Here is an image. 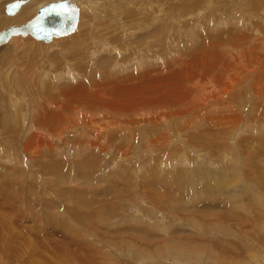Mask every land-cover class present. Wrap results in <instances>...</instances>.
<instances>
[{"label": "rangeland", "instance_id": "374dc122", "mask_svg": "<svg viewBox=\"0 0 264 264\" xmlns=\"http://www.w3.org/2000/svg\"><path fill=\"white\" fill-rule=\"evenodd\" d=\"M10 1L0 0V30L26 22L40 5L52 0H31L16 16L9 17L4 10ZM82 4H89V10L83 12L87 19L81 12L78 29L58 41L56 38L55 44H41L44 50L31 51L30 45L24 47V42L19 46L21 49L13 42L0 45V264H264L261 225L264 217L258 213L264 209V195H256L257 198L244 195L239 204L230 195L234 188L236 192L240 190L244 178L253 185L249 186L253 187L252 192L257 186L254 184L263 185L264 116L251 115L250 119L245 116L248 111H244L237 131L229 138L222 124L206 122L212 117L227 116L225 109L205 107L204 115L197 119L182 113L191 108L195 111L203 104L199 101L203 96L193 98L191 91L201 92L214 86L215 78L219 79L213 71L212 58L205 64L199 62L206 58L201 55L206 44L219 36L215 32L228 29L223 24L231 17L240 19V24L233 25L242 27L232 33L243 32L246 27L247 31L259 25L264 28L260 18L264 3L257 7L240 0H81ZM24 8L29 12L25 20L1 25L3 17L15 19ZM80 24L88 40H80L83 45L75 48L72 42L76 39L72 37L77 35ZM233 35L221 34L219 41L225 42ZM237 51L247 55L250 63L257 59L258 51ZM198 55L200 59L196 58ZM187 72L196 76L185 82L183 88L188 94L177 100L181 103L180 109L176 107L181 110L180 115L175 120L168 116L160 121L164 126L168 124L170 130L151 133L136 122L130 128L125 126L120 134L110 130L113 136L106 138L93 136L89 140L83 127L80 130L83 134L67 130L61 137L53 136L55 127L63 128L64 122L51 123L53 115L47 116L45 111H53L54 106L47 105L42 94L49 93L56 84L61 89L75 88L77 83L100 88L96 89L98 92H89L91 99L81 101L79 106L75 104L76 113L70 112L66 123H88L102 118L117 122L116 108L128 105H103L102 100L121 102L128 95L121 97L116 95L118 92L138 93L140 88H122L125 79L132 85L129 74H142L135 81L141 84L144 76L169 82V76L176 73L183 76ZM229 84L230 80L226 79L224 87H220L228 88ZM54 94L60 92H54L51 100L55 99ZM187 96L189 103L184 104ZM251 102L246 101V110ZM226 110L232 112L233 108ZM131 112L123 111L119 116L123 119L124 114ZM153 112L152 117H157L164 110ZM38 114L44 118L36 119ZM24 117L44 121L39 125L41 131L38 127L29 131L21 120ZM133 118L140 117L130 119ZM160 122L150 123L148 127ZM53 124L56 126L51 127ZM164 131L178 133H172L168 137L171 142L166 143ZM125 132L129 135H124ZM38 133L40 139L54 142L55 146L36 147L28 153L20 149L18 137L24 134L28 145L36 141L32 136ZM125 136H131L129 150L123 146L127 141L120 139ZM158 136L163 140L159 141ZM226 139L230 140L234 151L231 152L238 155V161L230 151H222ZM247 150L251 155L254 153L248 159ZM8 151L15 152L18 160L7 158ZM74 167L77 171L73 173ZM182 168L187 171L184 175L177 173ZM214 170H222L217 175L233 171L242 174L232 183L228 175L226 187L212 192L204 186L209 181L207 178L216 176ZM244 204L250 206L258 221L253 218L254 223L249 222ZM70 229L79 231L77 236Z\"/></svg>", "mask_w": 264, "mask_h": 264}, {"label": "bare ground", "instance_id": "6f19581e", "mask_svg": "<svg viewBox=\"0 0 264 264\" xmlns=\"http://www.w3.org/2000/svg\"><path fill=\"white\" fill-rule=\"evenodd\" d=\"M30 1L31 0H25L20 5V7L18 8V10L15 11L14 13H8V12H6V9L4 11H5V13L9 17L10 16H16L19 13L18 11L20 10V8L24 4H26V3L30 2ZM74 1L77 3V5L79 7V19H78V24H77L76 28L73 31H70V32H67V33H64V34H60V35H54L50 40L37 38L34 35H32L31 33H27L25 35H22V34H12L5 42L0 43V45L5 46L4 44H6L8 42H13L15 44V46L17 48H19L20 44H22L24 42V44H25L24 47L30 45L29 47H30L31 51L39 50V49L44 50L42 47L40 48L41 44H45V43L46 44H50L51 42L53 44L54 42L60 40L59 38H61L63 36L71 35L79 27V22H80V19H81V12L83 13V12L89 10L88 9L89 4H86V6H85V4H82L81 5V0H74ZM240 2L241 3L253 4V5H256L257 7H259V3L262 5L264 3V0H240ZM46 3H48V2H46ZM46 3H44V4H46ZM44 4H42V5H44ZM5 8H6V6H5ZM25 8L21 11L20 15L17 18H15V19H7V18H4L3 17L1 19V25H6V24H9V23H11L13 21L19 22V21L25 20L26 17L28 16V14H29V12ZM260 10H261V8H260ZM37 11H38V9H37ZM261 11H263V12H260V15H261L260 18H262L263 19V22H264V6H263V10H261ZM84 16H85L84 19H87V15L84 14ZM82 17H83V15H82ZM23 18H25V19H23ZM246 18H248V17H246ZM228 19L230 20V21L227 20L229 22H227L225 20L226 21L225 22L226 24H223L222 23L228 29H226L224 31L222 30L221 32H215V34H217L219 36H217L215 38L213 36L212 37V38H214L213 41H210L208 44H206V47H204V50H203V54H201L202 56L205 55L206 58L204 60H200V61L197 60V61L201 62L202 64H205L207 61H211L209 59L212 58V60L215 63V68H214L213 71L214 72L216 71L218 73L216 76H218L219 79L216 80V78L214 77L215 78V80H214V86H211L210 88H206V89L203 88L201 90V92H197V91H193L192 92L191 91V93L194 94L193 95V98L196 97L197 95L198 96H200V95L203 96L202 99L199 100L203 104H202V106L199 105V107L195 111H193V109L191 108V109H188V110H183L182 113L187 114L191 119H194V118L197 119L199 117L201 118V116L204 115V113L206 111L205 110V107L208 108V110H214V109H216L217 106H219L221 110L222 109H225L224 113H228L227 116H224V117L219 116V117H217L219 119H216V118L212 117V118L206 119V122H210V125H214V124H218V123L220 125L222 124L223 125V129L225 131H227L226 132L227 137L230 138V136L233 135V131H235V129L239 126V121H241L244 118V111L245 112L248 111L245 116L246 117H250V119H252L251 118V115H258L260 117L264 116V35L262 34L261 37H259V33H261V32L264 33V28L259 25V26H255L253 28L254 31L253 30L247 31V27L245 26L246 27V28H244L245 31H243V32L242 31H237V32L232 33L233 31H236V30L242 28L240 26L237 27V25H233L235 22L236 23L237 22L239 23L240 22V19L234 20L233 17L228 18ZM242 22H245V20L244 21L242 20ZM228 25H230V27ZM219 26L221 27V25H219ZM79 29L80 30L76 33L77 35L74 36V37H72L73 39H76V40H74L72 42V44H74V45L76 44L75 45V48H77L76 47L77 45H80V44L83 45V42H80V40H86L87 37H88L87 36V33H85V34L82 33L83 28L81 27V24H80V28ZM255 31L258 34H255V35H250V34L248 35L247 34V32H250V33L253 32L254 33ZM226 33H228L229 35H232V34H234V35L231 36L230 38H228L225 42L219 41L220 40V35L221 34L223 35V34H226ZM211 34H214V33H211ZM31 36L34 39H36L37 41H39V42L36 43V41ZM56 38H57V40H56ZM207 38H209V34H207ZM56 45H53V47L56 46ZM19 49H21V48H19ZM61 49H63V48H61ZM224 49H225L226 52L224 51ZM238 49L247 50L248 52H249V50H250V52L258 51L257 52V59L255 60L254 63L248 62L247 55H244V54L241 55V54H239L238 51H237ZM25 50L26 49H24V51ZM196 58L197 59H200V56L198 55ZM126 61H130V59H127ZM197 61H196V64H197ZM123 67L124 66H122V69L125 70ZM125 68L127 69V67H125ZM22 70H24V68H22ZM213 71H212V73H214ZM210 74H211V72H210ZM141 75L142 74L138 75L136 73L129 74L128 77H130V79L132 80V85H130L131 82L129 84H127V81L128 80H126V79L125 80L123 79L124 80V84H121V85H123L122 88H140L141 90L138 93H132V94L129 95L128 93H124L123 94V93L118 92L116 95L121 96V97H123L124 95H128L127 100H122L121 102L114 101V100H113V102H106V101L102 100L103 105H107L109 103H111L113 106H115V104H117V103H122V104L128 105V106H125V107H117L116 108V110L118 111V117H117L118 121L117 122L111 121L110 120L111 118H107V119L102 118L103 120L97 118L98 120L95 119L96 121L95 120L94 121L88 120L89 121L88 123H85V122H82V121H81L82 123H80V122L77 123V122H73V121L70 122V123H66L68 114L70 112L76 113L75 104L77 106H79L80 104H78V103H80L81 101H85V100L91 99L92 96L90 95L89 92H92V93H94L95 91L98 92L97 90L100 89L98 87V85H93L95 88H90V87L88 88V87H85V85H83L81 83H77V87H75V88H63V89H61L56 84L54 86V88H52V89H55V91L54 90L52 91V89H51V91H49V93L47 92V88H44V91L47 92V93L46 94H42V97H43L42 100L45 101V103L47 105L54 106V110L53 111H51V112L45 111L46 115L47 116L49 115L50 117L53 115V120L51 121V123H54V122L55 123H57V122L62 123V122H64V125H62V126H64L63 128H58L57 129L55 127L56 126L55 124H53L51 126V127H55L53 136L54 137H61L60 135L64 131H67V130H77V131H80L82 129V127H83L84 128V130L82 129L83 130V133L85 131L88 134L89 140H93L92 139L93 136H96V138L97 137H102L103 138V136H104L106 138V137H110V134H111L110 133V130H112V132H113V130H115V131H117V134L118 133L120 134V132L123 131V128L125 126H128L127 128H130L132 125L136 124V122H139L143 127H146L148 129L147 131H149L151 133H155L157 130H168V129L170 130V126H168V124H166L164 126L165 123H162L160 121L163 120L164 118H167L168 116L171 117V118H173L174 120L178 118V115H180V113H181L180 111L181 110L176 109V107H179L178 104L180 103V102L177 103V100L179 98H181L182 96H185V95L188 94L187 93V90L185 88H183L185 86V82L186 81H188V82L191 81L193 78H195L196 75L193 74V73L191 74V73L187 72V73H185L182 76L179 73H176V74H174L172 76H169V78L171 80L169 82H160V79L159 80H156L157 79L156 78V79L152 80L153 78L152 79H148V78H145L146 76H144V79H143L144 82H142L141 84H139V83L136 84L135 81L137 79V76H141ZM233 75L237 76V78L235 80L232 79V76ZM226 79H229L230 80V84H229L230 86L228 88H221L220 85H222L224 87V81ZM208 83H210V81H208ZM107 84L109 86L110 82H108ZM172 84H174L175 87H172ZM106 86L107 85H104L102 87H106ZM248 86L250 88H247ZM57 91L60 92V94L59 95L54 94L55 99H52L51 100V97L53 96V93L54 92H57ZM104 91H106V90L104 89ZM206 91H208V92H206ZM100 93H101V91H100ZM97 94H99V93H97ZM153 95H159V96L158 97L149 98L150 96H153ZM103 96H104V94H103ZM105 97L106 96H104V98ZM112 98H110V99H112ZM188 98L189 97L187 96L186 101L183 102L184 104L189 103V99ZM60 99H62V100H60ZM108 99H109V96H108ZM229 99H235V100L233 102L232 100L230 101ZM248 100H249V102L251 100L252 101L251 103L254 106H252V104H250V106H249L250 108L246 110V105L245 104H247L246 101H248ZM125 102H127V104ZM231 102H232V104L229 105V103H231ZM185 106H187V105H185ZM231 106L233 108V111L232 112L230 110H226L227 108H229ZM244 107H245V109H243ZM179 109H180V107H179ZM155 110H164V113H158L156 115H159V116H157V117L153 116L152 117V114L154 113L153 111H155ZM123 111H132V112L131 113L124 114L126 116H125V118L122 119V118H120L119 114H123V113H121ZM43 112H41L40 114H42ZM13 113L15 114L14 111H13ZM23 114H24V112H22V115ZM40 114L37 115L36 119H39ZM209 114H211V113H209ZM136 115H138L140 118H133L132 120L130 119L131 117L136 116ZM87 117H88V115H87ZM207 117H209V116H207ZM11 118H12V116H11ZM43 118H44V115L40 116V119H43ZM13 119H11V120H13ZM68 119H69V117H68ZM76 119H77V117H76ZM21 120L24 122V125L27 126V128L29 129V131H31L33 128H35V130H36V127H38V130H40L39 129V125H42L43 122H44V121H42V122L33 121L32 119L25 118V117L22 118ZM256 120H258V119H256ZM6 121H7V119H6ZM249 121H251V120H249ZM263 121H264V119H263ZM153 122H160V124H157V126L151 125V126L148 127V124L153 123ZM252 123H254V122H252ZM250 125H251V123H250ZM262 126H264V125H262ZM251 129H253V128H251ZM142 131H143V138H144L143 140H146V134L144 133L145 130H142ZM178 131L180 132V130H178ZM102 132H104V133H102ZM164 132H165V135H167V136H165V140H167V141H165L166 143H168V142L170 143L171 142V141L168 140V137L169 136L178 133V132H176V133L172 132L173 133L172 134V133H170V131H168V132L164 131ZM86 133H84V134H86ZM105 133H107V134H105ZM257 133H258V131H257ZM123 134L124 135H129V133H127V132H125ZM131 136H125L124 138H120L121 140H126L127 141L126 144H123V146H124V148L126 150H129L128 147L131 146V144L129 145V141H130L129 138H131ZM150 136H151V138L153 137L152 135H150ZM32 137L36 141L34 143L32 141H30V143L28 145H27L26 138H25V135L24 134L21 135L20 137H18L19 138L18 141H20V143L22 144V148H20V149H23L24 152H26V153H28L29 151H31L33 149H37L36 147H40L41 148L42 146L43 147H49L51 145H54L55 146L54 142H48L46 140L44 141V140L40 139L39 133H38V135H33ZM158 140L159 141L163 140V137L162 136H160V137L158 136ZM174 140H175V138H174ZM149 141H151V140H149ZM94 143H96V142H94ZM229 143H230V140L226 139L225 140V144H224V149L222 151L227 150V151H230L231 152V149H232V152H234L233 151V148L229 145ZM77 144H84V143L83 142L82 143L77 142ZM86 144H88V142ZM152 144L154 145L153 142H152ZM96 146H97V143H96ZM52 147H50V148H52ZM84 147H86V146H84ZM113 147H115V146H113ZM50 148H47V149H50ZM254 148L256 149V152H257V148L255 146H254ZM47 149H46V151H48ZM149 149H152L151 146H150ZM12 150H14V149H12ZM18 150H17V152H18ZM77 150H78V148H77ZM235 150H237V148ZM249 150H247V152H246V157L245 158H247V159L250 158V157H252L253 154H254V153H252V155H251L249 153ZM31 152H34V151H31ZM232 152H231V154H233V157H235L236 161H238L237 158H236V156H238V155H236L235 153H232ZM7 155H9V157H7V158H10V156H12L11 158H13L14 161L18 160V157H17L18 155H16L15 152L14 153H9V151H8V154ZM75 155H76V158H77L78 155L77 154H75ZM20 158H23V157H21V155H20ZM77 160L74 163H76ZM87 160L88 159H86V161ZM244 162L246 164V159H245ZM80 163L87 164V163H85V161H83V162L80 161ZM257 163H258V161H257ZM146 164H147V162H146ZM252 164L255 165V163H253V162H252ZM252 164L247 163V165H252ZM255 166L259 167L258 165H255ZM206 170H203V171L205 172ZM222 170H220V171L214 170L213 173L216 171L214 173L216 176H211V177L207 178V179H209V181H207L206 185L204 186V188H206V190L208 189L209 191H212V192L213 191L215 192V190H217V191L218 190H222L227 185L226 184V180H227L228 175L232 179L230 181V183H232V182L237 181V179L240 178V177L239 178L237 177L239 174H242L239 171H233V172H231L228 175L227 174L226 175H217ZM259 170L261 171V168H259ZM71 171L74 173V171H77V169L74 167V169L71 170ZM223 171L226 172V170H223ZM185 172H187L186 169L185 168L184 169L182 168L177 173H182L184 175ZM78 175H80V174H78ZM224 181H225V183H224ZM248 182H247V178L246 179L244 178L242 180V184L239 185V189L240 190L238 192H236L235 191L236 188H234L230 192V195H231V198H232V201L233 202H236L237 204H239V202L241 201L242 197H244V195H247V194H252V196H254V197L256 195H259V196L260 195H264V180H263V185L262 184L260 185V182H258L257 184H254V185H257V186L254 188V191L253 192L251 191L253 189V187L249 188V186H253V185H250L249 184L250 182L249 183ZM257 197L258 196H256V198ZM256 198H254V203H255V199ZM262 198H264V197H262ZM224 203H225L226 207H228V203L225 202V201H224ZM251 203H253V202H251ZM256 203H258V202H256ZM246 204H244L245 205L244 211H245V215H247L249 217L248 218L249 222L254 223V221H252L253 218H254L255 221H258V218L256 219L255 215H252L251 214L252 213L250 211L251 208H248L250 206L246 207ZM252 206L255 208L254 204ZM263 212H264V209H263V211H260L258 213H259L260 216H263L264 217V213ZM249 215H252V216H249ZM79 216H81V214H79ZM83 217H84V215H83ZM261 225L263 227L262 228V231L264 233V222ZM74 227L72 226V229H74ZM71 232L74 235L79 233V231H77L76 229L75 230H71ZM75 236H77V235H75ZM171 248H173V247L171 246L170 249ZM213 255L214 254L211 253L209 255L210 258H212ZM262 256H263L262 258H264V254ZM199 257H201V256H199Z\"/></svg>", "mask_w": 264, "mask_h": 264}, {"label": "water", "instance_id": "95a60500", "mask_svg": "<svg viewBox=\"0 0 264 264\" xmlns=\"http://www.w3.org/2000/svg\"><path fill=\"white\" fill-rule=\"evenodd\" d=\"M25 0H12L6 4V12L14 13ZM79 19V7L74 0H53L38 8L36 14L21 24H13L0 30V43L12 34L31 33L37 38L50 40L54 35L73 31Z\"/></svg>", "mask_w": 264, "mask_h": 264}]
</instances>
